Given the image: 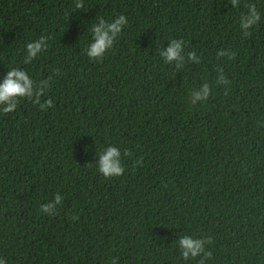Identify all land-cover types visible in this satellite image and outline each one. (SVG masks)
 Segmentation results:
<instances>
[{
	"label": "trees",
	"instance_id": "1",
	"mask_svg": "<svg viewBox=\"0 0 264 264\" xmlns=\"http://www.w3.org/2000/svg\"><path fill=\"white\" fill-rule=\"evenodd\" d=\"M76 3L0 0V81L20 67L37 82L50 78L41 102L53 100L41 110L22 98L0 112V257L197 264L180 257L187 234L211 238L205 264H264V0ZM249 3L262 19L245 37L238 18ZM119 14L127 26L89 59L90 28ZM41 36L48 48L24 64L25 45ZM173 38L185 42L180 68L160 57ZM219 49L235 56L217 57ZM193 50L199 62L187 60ZM205 81L210 96L191 104L190 90ZM109 144L125 171L105 178L95 164ZM57 192L56 213L40 212Z\"/></svg>",
	"mask_w": 264,
	"mask_h": 264
},
{
	"label": "clouds",
	"instance_id": "2",
	"mask_svg": "<svg viewBox=\"0 0 264 264\" xmlns=\"http://www.w3.org/2000/svg\"><path fill=\"white\" fill-rule=\"evenodd\" d=\"M229 2L233 8H238L241 0H229ZM75 6L82 8L83 0H77ZM246 9V11L240 13L238 18L239 29L245 37L251 34V29L258 26L262 19L261 10L255 3L247 4ZM127 23L128 21L123 14L116 15L111 20H105L102 17L98 18V22L90 28L92 40L86 47L87 57L99 61L106 51L113 47L121 30L127 26ZM46 39V37L41 36L38 40L25 45L26 58L24 59V64H29L30 61L38 57V53L48 48L45 42ZM168 41V46L160 51V57L166 64L175 61L177 68L183 67L186 63L182 55L184 40L182 38H173ZM216 56L232 59L235 56V52L219 49L216 52ZM194 58L199 62L200 57L193 50L187 54V60L191 61ZM49 80L50 78H47L37 82L26 70L20 67H11L2 81H0V112L8 113L14 111L17 107L18 99L22 98H28L33 104L39 105L41 110H47L52 106L53 100L48 98L41 102V96L51 87ZM216 84L224 86L225 91L230 86V81L225 76L222 68L217 69ZM211 91V86L205 81L198 88L194 87L190 90L189 102L194 105L197 102L206 101ZM85 151H87V145L85 146ZM124 155H129L127 150L124 151ZM98 156L99 161L95 164L96 170L105 178L120 176L125 171L121 159V150L116 146L109 144L98 153ZM62 200L63 197L57 192L47 203L40 204L39 210L45 215H54L57 211V206L61 205ZM73 219H76V217H73ZM210 242L211 238H194L187 234L179 236L177 247L180 250L181 259L187 262L190 259L200 257L197 264H205V260L210 259L212 255L205 247ZM118 261V257L110 258V264H118ZM0 264H7L6 259L0 257Z\"/></svg>",
	"mask_w": 264,
	"mask_h": 264
}]
</instances>
